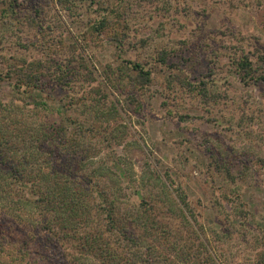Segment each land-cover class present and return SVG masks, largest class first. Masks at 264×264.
Segmentation results:
<instances>
[{
    "label": "rangeland",
    "instance_id": "1",
    "mask_svg": "<svg viewBox=\"0 0 264 264\" xmlns=\"http://www.w3.org/2000/svg\"><path fill=\"white\" fill-rule=\"evenodd\" d=\"M241 57L252 67L247 81L236 74ZM36 59L76 70L29 99L16 93L36 122L63 127L59 155L101 174L123 205L143 195L175 235L197 243L174 208L184 197L202 253L254 264L264 250V0H0V70ZM128 62L150 69L147 85L129 84ZM37 226L0 216V261L8 250L14 264H28L23 255L50 264ZM172 232L156 243L162 255Z\"/></svg>",
    "mask_w": 264,
    "mask_h": 264
},
{
    "label": "trees",
    "instance_id": "2",
    "mask_svg": "<svg viewBox=\"0 0 264 264\" xmlns=\"http://www.w3.org/2000/svg\"><path fill=\"white\" fill-rule=\"evenodd\" d=\"M166 57L167 54L162 53L157 61L165 64ZM47 68L51 72L46 78L44 73ZM47 68L41 59H36L13 63L0 70V82L11 86V93L7 95L0 85V119L12 114L15 117L11 116L9 126L0 127L2 219H18L28 226L26 231L36 230L40 225L43 233L40 243L51 250L40 257L50 264H217L216 260L207 256L210 253L200 250L202 239L193 228L197 221L194 216L190 219L191 216L187 215L192 209L184 197L178 200L174 208L179 213L184 230L199 239L197 243L184 235H175L165 220H159L161 216H157L155 206L148 204L143 195L139 205L128 199L123 205L114 197L112 189L107 188L105 181L103 183L101 174L96 175L95 170H88L86 164L80 166L82 170H76L75 161L67 155H59L53 145L56 137L63 135V127L36 122L34 113L21 110V99L16 96L17 93L29 99L33 92H42L50 82L61 85L66 79H72L70 74L76 71L55 60H50ZM123 68L131 86L144 87L151 80L150 69L140 63L128 62ZM236 70V74L245 81L253 75L247 57L237 61ZM132 72L135 74L131 75ZM119 77L122 80L123 74H119ZM70 82L67 80L68 86ZM29 117L33 120L27 125L25 118ZM75 129L81 136L85 132L81 125H76ZM64 140L72 144L66 135ZM47 141L54 151H50ZM162 202L165 209L173 212L168 201ZM29 205L33 207L31 211L27 209ZM169 218L173 219V216ZM32 220L37 223L35 229ZM171 232L170 242L168 239L163 242L166 245L163 249L168 253L162 255L157 244L162 242L161 237H170ZM19 244L21 248H26L25 240L20 239ZM56 249L59 251L56 252ZM13 253L3 250L4 260L0 264H14L17 254ZM53 253L59 260L53 257ZM23 256L19 258L20 263L36 264L30 255V262H26ZM254 264H264V250Z\"/></svg>",
    "mask_w": 264,
    "mask_h": 264
}]
</instances>
